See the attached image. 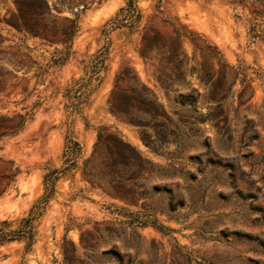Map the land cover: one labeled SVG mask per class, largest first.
Masks as SVG:
<instances>
[{
    "label": "rangeland",
    "instance_id": "rangeland-1",
    "mask_svg": "<svg viewBox=\"0 0 264 264\" xmlns=\"http://www.w3.org/2000/svg\"><path fill=\"white\" fill-rule=\"evenodd\" d=\"M45 1L0 0V264H264V0Z\"/></svg>",
    "mask_w": 264,
    "mask_h": 264
},
{
    "label": "trees",
    "instance_id": "trees-1",
    "mask_svg": "<svg viewBox=\"0 0 264 264\" xmlns=\"http://www.w3.org/2000/svg\"><path fill=\"white\" fill-rule=\"evenodd\" d=\"M40 3H45V0H35ZM130 3L132 0L129 1ZM145 56V51L141 52ZM178 65L182 64V60L176 58ZM127 73L122 70L117 74L116 85L111 91L109 98V110L111 113L124 117L129 123L142 129L140 137L146 146L157 151L158 148L169 144L176 143L177 146H181V140H183V130L181 125H184L181 120L174 121V118L166 111V109L154 100L153 91L146 85L142 84L140 88L131 89L130 93L121 88L119 81L127 77ZM136 78V76H133ZM214 88V94L210 98L212 101L218 102L221 106L222 101L218 96V88L216 82H212ZM201 93H198L200 95ZM187 96L192 97L191 92L187 93ZM139 113H144L148 118L139 116ZM152 129L154 133H149L147 130ZM107 136V135H106ZM172 137H174L172 139ZM105 138V131L103 129L98 132V143H101ZM115 139L119 145L125 146L131 150L136 149L128 142L123 140L119 135H115ZM47 179V176H46ZM48 197V195H46ZM31 218V217H30ZM27 221H29V219ZM6 237L5 234L0 236ZM12 239L7 237V240Z\"/></svg>",
    "mask_w": 264,
    "mask_h": 264
},
{
    "label": "bare ground",
    "instance_id": "bare-ground-1",
    "mask_svg": "<svg viewBox=\"0 0 264 264\" xmlns=\"http://www.w3.org/2000/svg\"><path fill=\"white\" fill-rule=\"evenodd\" d=\"M140 143V142H139Z\"/></svg>",
    "mask_w": 264,
    "mask_h": 264
}]
</instances>
